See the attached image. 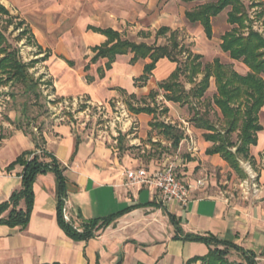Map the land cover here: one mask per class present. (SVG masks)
I'll return each mask as SVG.
<instances>
[{
  "label": "crops",
  "instance_id": "0c3cea01",
  "mask_svg": "<svg viewBox=\"0 0 264 264\" xmlns=\"http://www.w3.org/2000/svg\"><path fill=\"white\" fill-rule=\"evenodd\" d=\"M157 1L0 0L11 17L16 15L24 23L18 31L28 30V35L19 42L27 37L33 42L26 44L34 51V60L29 63L40 64L46 71L42 78L50 79L52 92L48 99H53L48 102L50 112L40 117L37 129L44 137V149L64 167L67 220L78 224L138 206L97 238L75 242L57 224L55 175H39L34 184L35 202L29 225L11 228L0 224V264H186L192 258L205 256L209 251L205 244L175 239L170 215L179 221L184 233L213 235L253 252L257 261L264 264V200L248 204L219 195L199 196L203 182L198 180L202 182L198 185L195 174L201 167H224L226 162L220 155H206L212 143L204 140V132L192 122L181 120L185 128L179 127L187 129L188 134L176 150L178 154H186L182 177L177 173V166L176 173L193 186L187 206L174 203L166 207L146 186H127L126 170L148 168L152 173L167 164L157 167L153 160L146 161L142 156L151 153L152 146L145 140L156 115L129 111L128 118L122 119L118 118L116 106L125 105V97L149 96L160 82L171 76L177 64L161 59L143 85L137 80L150 59L132 63L133 53L118 55L110 70H106L108 59L94 64L91 60L95 56L94 48L108 40L97 29H112L129 41L135 35L137 41L132 42L147 45H158L157 40L163 37L158 38L157 32L162 27L178 32L179 12L166 6L158 10ZM143 3H154V6L145 12ZM200 27L201 42H210ZM148 38L156 41L151 44ZM194 54L202 55L198 51ZM234 69L241 75L249 72L245 65H235ZM100 71L105 74L103 78ZM212 86H215L213 79ZM60 106L70 110L62 111ZM163 106L169 109L164 116L167 124L176 125L175 120L185 114L180 104L165 101ZM261 113L264 114V107ZM107 114L110 119L99 123L101 115L108 119ZM133 123L137 137L129 132ZM90 126L101 129L91 133ZM159 139L153 137L152 142L165 144ZM34 150L36 143L32 135L13 129L10 123L4 124L0 130V204L7 202L22 185L23 167L17 165L10 171L7 168L22 154ZM252 152L257 157L264 153V126L258 134L257 146L251 147L254 160ZM21 208H25L23 202ZM235 254L237 260L231 262H240L239 254Z\"/></svg>",
  "mask_w": 264,
  "mask_h": 264
},
{
  "label": "trees",
  "instance_id": "16d2710c",
  "mask_svg": "<svg viewBox=\"0 0 264 264\" xmlns=\"http://www.w3.org/2000/svg\"><path fill=\"white\" fill-rule=\"evenodd\" d=\"M185 2L199 3L194 9L186 11L185 17L191 24L202 26L209 40L214 37L213 20L225 10H229L227 22L233 26V29L221 37L220 47L232 60L241 62L249 68L246 75L239 74L232 65L224 64L219 58L203 63V56L185 49L179 43L178 32L168 27H162L157 32L158 38L169 35L168 44L160 46L124 40L120 33L112 29H97L96 31L105 35L108 40L104 45L94 48L95 56L91 63L108 59L106 70H110L118 55L133 53L132 63L141 59H150L151 62L145 66L143 75L137 80L143 85L148 82L161 59L176 63L177 68L171 76L160 82L157 90L150 92L148 97L155 101V104L136 106L129 103V111L137 115L142 113L156 115L161 108L162 113L167 114L169 109L166 106L161 107L156 104V98L160 95V91H163L162 96L166 102L187 105L192 111L193 126L204 132L203 138L206 142L212 143V146L206 150V155H220L232 171L239 177L245 178L247 175L241 166V160L252 159L251 147L257 146L258 134L263 131L259 114L264 107V36L254 30L253 21L243 0L213 2L185 0ZM262 3V0H252L251 8L262 7ZM0 14L12 18L2 5H0ZM263 17L264 11H261L259 19ZM8 24L13 25L12 20H9ZM23 26L24 23L20 22L14 29L19 30ZM27 35L28 30L23 29L17 40L21 41ZM183 54L184 62L179 59ZM34 64L35 62L28 64L23 62L19 51L8 42L5 33L0 29V83L2 85L20 83L25 87L27 94L37 98L39 95L36 90L37 85L29 72ZM104 76V72L100 71V77ZM181 77L192 86L189 90L185 84H182ZM212 79L215 82L216 93L210 102L205 95ZM130 98L135 99V96ZM191 99L205 105L206 109L202 112L194 108L195 106L190 105ZM212 106L221 114L220 126L209 117ZM151 125L159 130L166 140L171 141V146L175 150L185 139V134L176 125L165 122H154ZM16 129L23 130L21 127ZM26 133L32 135L35 140L36 150L25 152L7 168L10 171L17 165L23 167L22 185L7 202L0 204V224L11 228H26L29 225L35 202V180L39 175L46 173H53L57 181V224L66 236L75 242H88L97 238L119 218L138 207L130 206L110 216L81 221L78 224L67 220L65 214L67 179L64 176V167L53 154L44 149L45 140L40 130L38 134ZM22 202L25 208H21ZM6 213L7 215L4 216ZM170 219L175 226L176 240L203 243L208 247L209 251L205 256L192 258L186 264H260L253 252L213 235L186 234L174 216L170 215ZM232 252L239 254L240 262L228 261L227 258Z\"/></svg>",
  "mask_w": 264,
  "mask_h": 264
},
{
  "label": "rangeland",
  "instance_id": "374dc122",
  "mask_svg": "<svg viewBox=\"0 0 264 264\" xmlns=\"http://www.w3.org/2000/svg\"><path fill=\"white\" fill-rule=\"evenodd\" d=\"M206 1H216V0H206ZM159 4L156 5L158 10L166 6L167 8L175 9L180 14L181 22L179 23L180 27L178 30V39L179 43L185 48L194 53L196 51L200 52L203 55L202 62L208 63L212 62L215 58H219L224 64L232 65L233 67L236 65L244 66L241 62H236L232 60L229 54H225L220 49L221 37L226 33L233 29L227 22V13L229 10H225L219 17L214 19V37L208 42L205 41L204 44L201 42L202 36L201 27L199 25H191L185 18L184 13L186 11L194 9L199 3H187L185 0H158ZM250 16L253 21V28L255 31L259 32L264 36V17L259 19V13L264 11V0H262V7L251 8L252 0H243ZM154 3H143V10L148 11V8H153ZM12 20L13 25H9L8 21ZM20 24V21L16 19V15L11 19L8 16L0 14V29L5 33L8 42L16 48L20 52V56L25 63H29L31 60H34V51L32 48L28 47L27 43H29L30 37L24 39V42H19L17 40L19 36L18 30L14 28ZM132 41H137V36L133 35L131 37ZM156 40L154 38H148L149 43H154ZM168 37H163L157 40L158 45L168 44ZM33 42L30 41V44ZM199 43L200 45H197ZM27 44V45H26ZM179 59L184 62L185 55L179 57ZM236 70V69H235ZM30 74L34 80V83L37 85L36 90L38 92V97L35 98L34 95L27 94L25 87L20 83H8L6 85H2L0 83V130H3L5 123H10L13 129L17 127L23 128L26 132H32L34 134H38L39 123L41 122V116L45 113H49L48 106V96L52 92L50 79H46L44 76L45 70L42 69L40 64L34 65V68L30 69ZM182 84H185L186 88L189 90L192 86L186 82L184 77H181ZM154 90H157L155 88ZM216 93L215 86H212L206 93L205 98L207 101L212 102L213 96ZM163 91H160V95L156 98V104L159 106H163L165 101L162 97ZM134 104L136 106H143L145 104L153 106L155 101H153L148 96L131 99L130 97H125L124 104L116 106L118 107V118L127 119L129 116L128 104ZM115 105V104H113ZM190 105L195 106L194 108L199 109L200 111H204L206 109L205 105H201L197 100H190ZM185 110V114L182 118L176 119V125L178 128L187 136L188 132L185 128V122H191V118L193 117L192 111L189 107L183 106L181 107ZM62 112V111H61ZM65 113V112H63ZM68 114V112H66ZM166 115L162 113L161 108L159 112L155 116V121L151 122H167ZM16 116V117H15ZM108 119H105L103 115L99 118V123H105L102 121H108L109 114H107ZM165 116V117H164ZM259 118L261 124L264 126V114H259ZM210 119L217 125L220 126V112L212 106L209 114ZM135 123H133L131 130L129 131L131 134L137 133L133 130L135 128ZM150 124L152 130L150 131L148 137L145 142L149 143L152 146L150 149L149 155L145 156L146 161L153 160L157 167H162L169 163H174L177 166V173L181 176V172L183 170V164L186 160V154L181 155L178 154L177 151L172 148L171 141H168L162 136L159 130L155 129ZM181 125L182 128L179 127ZM89 129L92 131L91 133H96L99 128L98 126H90ZM11 130L8 127V131ZM134 136H138L135 134ZM195 136V135H193ZM153 137H159V140L165 142L162 144L160 141L158 143L152 142ZM234 140L236 141V135H234ZM136 149V148H135ZM255 154L256 151L254 152ZM252 152V154H254ZM253 155V158L250 160H241V166L246 173L245 178L239 177L234 171L230 169V167L225 163V166H211L201 167L200 172L198 171L195 174L194 179L196 181L202 180L203 182V191L199 196L201 197H209L214 195H219L222 197L228 198L232 202L243 201L248 204H255L257 201L264 200V153L259 155ZM256 156V157H255ZM146 167V166H145ZM148 169V168H147ZM236 252L232 253V255L228 256V261L237 260L234 256ZM237 262V261H234Z\"/></svg>",
  "mask_w": 264,
  "mask_h": 264
},
{
  "label": "built area",
  "instance_id": "2783aa9c",
  "mask_svg": "<svg viewBox=\"0 0 264 264\" xmlns=\"http://www.w3.org/2000/svg\"><path fill=\"white\" fill-rule=\"evenodd\" d=\"M49 99L53 100L52 97ZM64 109L67 108L60 106V110ZM124 177L127 186H146L166 207L174 203L185 207L192 198L193 186L178 177L174 163H169L152 173L145 168L128 169L124 172ZM197 184L202 185V182L198 181Z\"/></svg>",
  "mask_w": 264,
  "mask_h": 264
}]
</instances>
